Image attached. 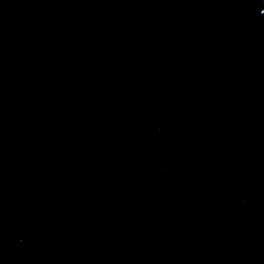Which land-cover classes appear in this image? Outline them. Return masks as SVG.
<instances>
[{"label":"water","instance_id":"obj_1","mask_svg":"<svg viewBox=\"0 0 264 264\" xmlns=\"http://www.w3.org/2000/svg\"><path fill=\"white\" fill-rule=\"evenodd\" d=\"M0 264H264V0H0Z\"/></svg>","mask_w":264,"mask_h":264}]
</instances>
